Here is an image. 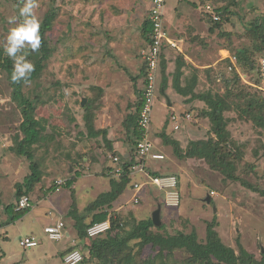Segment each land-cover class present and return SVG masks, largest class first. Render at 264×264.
Wrapping results in <instances>:
<instances>
[{
    "label": "rangeland",
    "instance_id": "1",
    "mask_svg": "<svg viewBox=\"0 0 264 264\" xmlns=\"http://www.w3.org/2000/svg\"><path fill=\"white\" fill-rule=\"evenodd\" d=\"M232 1L237 5L230 8L234 13L231 22L222 31L210 33L209 24L202 20L203 9L207 5L225 8ZM188 2H196L198 8ZM38 3L40 6L35 9V14L40 24L49 12L57 14L47 33L55 51L41 78V99L37 102L36 113L37 118L46 119L47 132L55 133V136L48 147H42L36 153L40 180H27L31 174L30 161L12 150L22 114L12 97L7 73L0 70V215L2 222L9 218V225L0 229V264H81L82 251L88 252L78 239L76 224L80 220L89 224L92 214L86 208L111 190L107 165L111 164L113 155L102 136H88L84 107L88 101L93 102L96 106L95 129L107 130L108 140L118 146L121 144L122 150L117 151L121 157L131 154L130 119L135 116L140 101L138 92L144 88L140 72L144 63L142 52L147 47L141 27L147 9L139 0H38ZM21 6L20 0H0V42L5 40L9 29L16 26L9 20L16 18V23L20 22ZM258 16H264V0H221L217 3L167 0V29L172 39L183 40L178 44L183 53L176 49L174 52L177 55L194 54L196 63L208 68L207 72L201 70L199 75L202 92L210 85L211 91L221 92L220 89L225 88L223 82L232 77V71L224 60L248 43L246 23ZM190 73L188 71L187 75ZM135 76L139 78L134 80ZM159 79L151 135L154 143L159 138L157 148L168 157L162 162L164 166L169 162L168 175L176 176L179 181L181 206L168 209L163 194L155 188H152L156 191L154 198L149 199L142 192L140 196L144 198L140 197V203L133 205L134 191L128 187L114 203L115 210L124 217L132 213L142 221L152 219V214L161 205L162 226L165 227L161 233L189 234L195 230L202 243L207 238L208 224L216 220L215 229L224 244L239 253L240 243L261 259L264 252V195L251 189L249 184L264 191V136L251 125L237 124L233 121L236 118L228 119L230 114L225 116L230 122L232 139L244 152L237 175L247 182L246 186L225 178L204 160H180L173 147L163 142L161 134L165 131L172 138H178L180 131L174 136L171 133L173 123L167 122L166 128L165 123L172 114L179 116L181 109L177 104L169 107L170 102L162 93V75ZM84 98L86 103L82 106ZM199 113L200 110L194 115L191 113L192 122L198 121L199 131L196 133L187 128L181 133L182 149L196 137L202 140L209 137L210 121ZM80 132L84 134L79 135ZM72 141L79 143L74 146ZM72 168L75 170L71 172ZM59 179H73L74 182L70 187L52 190ZM19 187L24 192H36L32 196L40 195L41 201L36 199L28 217L12 221L13 214L3 209L17 201ZM31 193L25 195L31 198ZM208 197L210 203H207ZM59 220L65 222L68 232L61 241L50 240L44 229ZM31 235L37 238L39 245L29 249L21 247L20 241ZM178 257L180 259L181 255Z\"/></svg>",
    "mask_w": 264,
    "mask_h": 264
},
{
    "label": "trees",
    "instance_id": "2",
    "mask_svg": "<svg viewBox=\"0 0 264 264\" xmlns=\"http://www.w3.org/2000/svg\"><path fill=\"white\" fill-rule=\"evenodd\" d=\"M210 1L217 3L221 0ZM190 3L195 8H198L196 2ZM236 5V2L232 1L231 5L225 8H213L212 13L208 12L206 7L203 9L204 16L202 20L209 24L210 33L222 31L231 22V16L234 13L230 11V8ZM214 15H218L220 17L219 20H214ZM56 16L57 14L51 11L40 24V48L36 52H30L27 56V59L35 68L28 82L21 81L18 84L11 82L13 61L4 54L3 48L0 47V70L7 73V79L12 87V97L18 104L17 106L22 114V121L18 127L19 132L14 137L15 148L12 150H16L18 155L30 161L31 174L26 178L27 180L32 178L33 182L40 180L41 175L39 163L35 160L36 153L40 148L48 147L55 136V133L47 132L46 119L37 118L36 113L37 102L41 99L39 91L41 78L45 74L49 60L55 51L47 33L52 29ZM246 30L248 43L234 53L236 64L246 75H252L253 72L258 71L259 79L257 84H260V60L264 58V16H258L254 20L247 22ZM152 31V25L147 17L142 25V36L146 47L152 43ZM224 61L231 67L232 71V77L225 79L223 82L224 93L215 90L195 94L192 91V99L200 100L207 106L202 111L201 117L210 121L211 131L209 137L206 140L191 142L186 149H182L180 142L172 138L171 135L166 134L165 131L162 132L161 137L166 145L173 147L175 155L180 160H204L211 169L220 172L225 178L234 182L239 181L246 186L248 185L247 182L237 175L244 152L242 146H239L235 139H232V134L228 129L229 121L225 114L228 111H235L240 119L252 123L253 128L261 136H264V92L246 85L236 68L231 64L230 59H225ZM165 68L163 67V70ZM146 74L147 67L143 63L140 77L144 78V86ZM137 78L139 77H134V80H137ZM35 89L37 90L35 91ZM180 93L187 95V91L184 90L180 91ZM143 104L142 91L136 114L130 119L133 148L127 158L121 157L114 150L113 143L107 138V130L99 131L95 129L94 116L96 106L93 105V102L88 101V104L84 107L85 128L88 136H102L104 138L109 153H113L114 156H120L124 174L121 178H114L109 174L112 167L108 168L109 175H107L111 178V190L101 194L86 208L89 214H92V221L89 224L81 220V222L79 221L76 224L78 239L81 241L83 249L88 252L87 255L82 251L81 264H90L92 262L94 264H264V252L261 254V259H257L240 243L238 244L239 253L224 244L215 229L218 225L216 220L208 224L207 238L202 243L195 230L189 234L178 232L175 235H166L161 233L165 227H155L151 218L138 221L132 213L124 217L121 212L115 210L114 203L117 202L128 187L133 190L134 178L137 176L131 174V167L136 162L135 147L141 135L137 121ZM169 121V119L166 121L165 128ZM81 134L84 133L80 132L79 135ZM173 135L175 136V132H173ZM78 143L79 141H72L74 146ZM255 155H258L257 151H255ZM79 157L81 159L84 158V156ZM147 170L152 176H162L154 171H149L148 168ZM73 182V179L67 181L65 187H70ZM146 186L149 185L146 184ZM249 187L264 195V191L250 184ZM51 189L56 191V186L54 185ZM28 191L24 192L23 188L19 187L16 192L17 200L28 194ZM15 207L16 204H13L6 208L8 213L13 214L12 221L21 219L31 210L15 211ZM107 219L111 221V230L105 235L89 238L87 235L88 227L94 223L104 222ZM67 252L70 253L71 250ZM179 254L181 255L180 259L178 257Z\"/></svg>",
    "mask_w": 264,
    "mask_h": 264
},
{
    "label": "built area",
    "instance_id": "3",
    "mask_svg": "<svg viewBox=\"0 0 264 264\" xmlns=\"http://www.w3.org/2000/svg\"><path fill=\"white\" fill-rule=\"evenodd\" d=\"M148 4V20L150 21L152 31V43L146 48L143 54V62L147 67L146 82L143 89L144 104L139 113L137 124L139 126L141 135L135 147L136 162L131 167V174H141L146 177V184L155 187L164 196V204L168 209H179L181 206V193L179 190V181L176 176L162 175L152 176L148 168V160H164L165 156L155 152V143L151 136V126L153 121L154 101L158 88V75L160 71L161 55L165 45L172 48H178L176 42L172 40L167 31L165 22V6L167 0H143ZM208 12H213V7L207 5ZM218 15H214V20H219ZM260 90L264 92V59L260 65ZM190 119V115L185 116ZM171 122L174 129L179 130V121L181 117L172 114ZM113 167L110 169L109 174L114 178H121L124 174V168L121 165L120 158L117 156L112 157ZM67 185V180L59 179L56 181V191L64 188ZM143 188V184L134 183L133 191L134 196L132 202L137 205L140 203L139 193ZM15 211H23L32 209L33 201L29 196L24 195L16 201ZM0 222V229H1ZM111 221L107 219L104 222L94 223L87 229L89 238H96L108 233L111 230ZM50 240L61 241L66 236L65 222L59 220L57 223L47 226L44 229ZM39 245L35 236L25 237L20 241V246L29 249ZM73 258V255H71ZM70 258V257H69ZM71 258V259H72ZM70 261V260H69Z\"/></svg>",
    "mask_w": 264,
    "mask_h": 264
},
{
    "label": "crops",
    "instance_id": "4",
    "mask_svg": "<svg viewBox=\"0 0 264 264\" xmlns=\"http://www.w3.org/2000/svg\"><path fill=\"white\" fill-rule=\"evenodd\" d=\"M144 2L145 1H143V0H139V3H141L142 5H145L146 6V9H147V16H146V18H147L148 17V4L146 2L145 3ZM188 3H189V5H192L190 2H188ZM173 30L175 32L176 28L173 29ZM167 31H168V29H167ZM174 32L172 31V33H174ZM168 35L172 39V37L170 36V32L169 31H168ZM141 36H142V27H141ZM142 38H143V36H142ZM172 40H174V42H176L177 46H178L179 43H182L183 42L182 39H172ZM143 41H144V38H143ZM145 47H146V44H145ZM175 49L176 50H180V53H183V50L179 46H178V48H172V47L167 46V45L164 46V49H163L164 57H163V54H162L161 63H160V71H159V75H158V80H159V83H160V79L159 78L162 75V78H163L162 93L166 96V98L170 102L168 104L169 107L170 108H173L174 107V104H177L178 105V108L181 109V112H180L181 114L179 115V117H181V120L179 121L180 128H179V130H175L174 129V126H173V129L174 130L171 131V133L180 131L177 140L181 144V143H183L182 140H181V136H182L181 133L184 132L187 128H189L191 131H195L196 133L199 131L198 130V126H196V124H198V121L197 120L196 121L193 120V122H192V117H193L192 114L195 113L196 111L200 110V113L199 114L201 116L202 111L204 109H206V107H207L204 102H202L200 100H197V99L196 100H193L192 99V91L195 94L206 93L208 91H211L210 90L211 85L209 87H207V90L206 91H203L202 92L201 91L202 90V88H201V80L199 79V75H200L201 70H206V72H207L208 68L207 69H204L205 68L204 66H202L200 64H197L196 63V60L194 59L195 58L194 57V54L189 53V54H184V55H181V54L180 55H177L174 52ZM225 59H230L231 64L234 66V68H236L237 72L240 74L243 82L246 85H249L251 87H254V88L260 90V87H259L260 84L259 83L257 84L258 79H259V75L257 73L258 71L253 72L252 75H246V74H244L242 72L241 69H239L237 67L236 57L234 55H231V54L230 55H227V57ZM163 67L164 68L166 67L165 70H163ZM230 69H231V67H230ZM188 71L191 72L190 75H187V72ZM183 90L184 91H187V95H182L180 93V91H183ZM142 91L143 90H140L138 92L140 98H141ZM220 91H221L220 93H224L225 92V88L220 89ZM169 95H171L172 98H170ZM263 95H264V93H263ZM182 100H183V102H181ZM138 104H137V107H138ZM185 112H189L190 114L189 113L186 114ZM227 114H230V118H229V115H228V119H231V118L234 119V118H236V120H233V121H235L237 124H245L246 126H248V125H251L252 126V123H248L247 121H244V120L240 119L239 115L235 111H228V112H226V115H225L226 117H227ZM186 115H190L191 118L190 119H186L185 118ZM169 124H171V120H170V123ZM190 124L191 125L194 124V125L191 126ZM229 124H230V122H229ZM163 128H162V131H163ZM228 129H229V125H228ZM161 132H159V134ZM200 134H201V132H200ZM199 136H201V135H199ZM108 137H109V134H108L107 138ZM194 137H196V136H194ZM158 139H156L157 140V143L155 142V146H156L155 147V152L164 155L165 156V159L164 160H152V159H149L148 160V169H149V171H154V172L158 173L159 175H168L170 173V169H169V166L170 165H169V162L167 161V163H166L167 165H165V166L162 165V162L166 161V159L168 157H167V155L165 153H162L159 150V148H157ZM192 140L193 141H198V140H202V138H197L196 137V139H192ZM116 144L117 143H113L114 150L120 152V150H122V146H121V144L119 146L116 145ZM129 156H130V154H128V153L123 155L124 158H127ZM109 167H113L112 162H111L110 165H107V169ZM72 170H73V168L71 169V172H72ZM71 180L72 179H68L67 181H71ZM145 180H146V177H144L141 174H138L134 178V183L143 184V188H142L141 192L139 193V199H140V197H142V196H140V194L142 192H143L142 194L146 195L149 199H152L156 195L155 194L156 191L152 189V188H155V187H153L151 185L146 186ZM29 193H31V192H29ZM34 193H36V192H33L32 191L31 198H30L32 201H34L33 202L32 209L35 207V201H36V199L39 200V201H41L40 195H38L36 197L35 196H32V194H34ZM143 198L144 197H142V199ZM131 202H132V200H131ZM133 205H134V203H133ZM122 208H123V206L122 207H119L118 210H121ZM3 210L5 212H7V209L6 208H4ZM30 214H32V211L31 210H30L29 213H27L22 218L28 217ZM1 217L2 216L0 215V222H1V225H2L1 226V229H3L6 225H9V218L7 217V220L6 221L3 219V221H5V222H2ZM66 232H68V231H66ZM31 236H33V235H31ZM67 236H69V233H67ZM28 237H30V236H28Z\"/></svg>",
    "mask_w": 264,
    "mask_h": 264
},
{
    "label": "clouds",
    "instance_id": "5",
    "mask_svg": "<svg viewBox=\"0 0 264 264\" xmlns=\"http://www.w3.org/2000/svg\"><path fill=\"white\" fill-rule=\"evenodd\" d=\"M20 4V22L16 23V18L10 19L9 23L16 26L10 28L5 40L0 42L4 54L13 61V84L28 82L35 68L27 56L30 52L38 51L41 45L40 21L35 14V9L40 6L38 0H20Z\"/></svg>",
    "mask_w": 264,
    "mask_h": 264
},
{
    "label": "water",
    "instance_id": "6",
    "mask_svg": "<svg viewBox=\"0 0 264 264\" xmlns=\"http://www.w3.org/2000/svg\"><path fill=\"white\" fill-rule=\"evenodd\" d=\"M86 103V99L84 98L82 101V106H84ZM207 203H210V197L207 199ZM161 212H162V206L159 205L157 210L154 211L152 214V221L155 227H161L162 226V220H161Z\"/></svg>",
    "mask_w": 264,
    "mask_h": 264
}]
</instances>
